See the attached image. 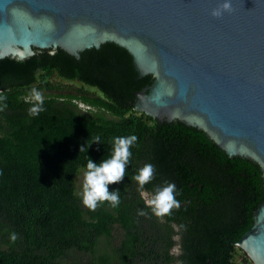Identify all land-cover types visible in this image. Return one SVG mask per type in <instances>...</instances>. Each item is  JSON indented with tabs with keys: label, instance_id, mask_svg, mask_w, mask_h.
<instances>
[{
	"label": "trees",
	"instance_id": "1",
	"mask_svg": "<svg viewBox=\"0 0 264 264\" xmlns=\"http://www.w3.org/2000/svg\"><path fill=\"white\" fill-rule=\"evenodd\" d=\"M34 51L24 61L0 59V264H241L237 243L264 202L261 164L229 156L196 126L135 111L154 77L141 76L115 41L79 57ZM32 89L44 97L37 116L29 115ZM128 135L138 141L125 177L109 185L120 204L90 211L74 181L89 158H110L114 138ZM145 164L155 168L145 191L176 186L180 207L163 218L133 179Z\"/></svg>",
	"mask_w": 264,
	"mask_h": 264
},
{
	"label": "water",
	"instance_id": "2",
	"mask_svg": "<svg viewBox=\"0 0 264 264\" xmlns=\"http://www.w3.org/2000/svg\"><path fill=\"white\" fill-rule=\"evenodd\" d=\"M0 0V59L35 49L79 57L107 41L125 46L152 84L134 110L206 131L229 156H248L264 172V0ZM24 54V55H22ZM264 264V202L237 243Z\"/></svg>",
	"mask_w": 264,
	"mask_h": 264
},
{
	"label": "clouds",
	"instance_id": "3",
	"mask_svg": "<svg viewBox=\"0 0 264 264\" xmlns=\"http://www.w3.org/2000/svg\"><path fill=\"white\" fill-rule=\"evenodd\" d=\"M233 11L232 0H223V2L211 11L214 18H220L224 13ZM30 99L33 101V106L29 109V115L37 116L44 110V97L41 91L32 89ZM6 100V97L0 96V101ZM7 105L0 107L3 111ZM81 110L87 109L86 106L78 104ZM99 137L96 138V143H99ZM136 135L120 136L113 140V149L110 158L103 159L100 163H94L88 159L86 170L83 173L82 183V203L90 211H95L103 202H108L111 207L116 208L120 204V192L109 191V185L120 182L126 174V169L132 156L131 148L137 143ZM85 147V146H84ZM80 148V151L84 150ZM155 174V168L152 164H145L140 168L133 179L139 186L140 195L144 199L145 204L149 207L152 213L163 218L171 214L173 209H179L180 202L176 199V186L174 183H166L165 186L157 189L150 194L144 190V186L148 184ZM145 215L143 211L139 213ZM10 239L14 242L17 239L13 233Z\"/></svg>",
	"mask_w": 264,
	"mask_h": 264
},
{
	"label": "rangeland",
	"instance_id": "4",
	"mask_svg": "<svg viewBox=\"0 0 264 264\" xmlns=\"http://www.w3.org/2000/svg\"><path fill=\"white\" fill-rule=\"evenodd\" d=\"M52 82H60L63 85H69V86H73V87H79L80 84L77 82H72V81H67V80H62L60 78H54ZM93 92V91H92ZM85 170L81 169L76 178V181H74V183L76 184V187L78 189V191L82 192V183H83V173ZM239 249H241L240 247H238ZM242 250V249H241ZM245 252L242 250H238V254L236 256V262L241 263V264H254L252 261H249L246 259L245 256ZM247 255V254H246Z\"/></svg>",
	"mask_w": 264,
	"mask_h": 264
},
{
	"label": "bare ground",
	"instance_id": "5",
	"mask_svg": "<svg viewBox=\"0 0 264 264\" xmlns=\"http://www.w3.org/2000/svg\"><path fill=\"white\" fill-rule=\"evenodd\" d=\"M22 55H24V54H22Z\"/></svg>",
	"mask_w": 264,
	"mask_h": 264
}]
</instances>
